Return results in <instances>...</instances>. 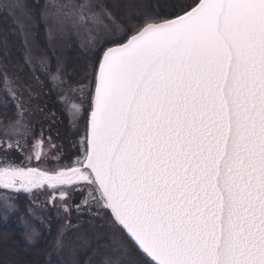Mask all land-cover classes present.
<instances>
[{
	"label": "snow or ice",
	"instance_id": "snow-or-ice-1",
	"mask_svg": "<svg viewBox=\"0 0 264 264\" xmlns=\"http://www.w3.org/2000/svg\"><path fill=\"white\" fill-rule=\"evenodd\" d=\"M165 3L135 20L125 14L115 39H127L90 67L81 154L60 165L57 152V167L42 170L28 166L48 155L41 138L20 163L7 153L24 154L26 139L0 141V190L46 185L55 206L87 188L77 212H107L143 264H264V0ZM88 7L80 5L82 20ZM101 14L116 23L107 9L90 13ZM3 200L6 219L14 205ZM79 239L95 251L103 237Z\"/></svg>",
	"mask_w": 264,
	"mask_h": 264
},
{
	"label": "rangeland",
	"instance_id": "rangeland-1",
	"mask_svg": "<svg viewBox=\"0 0 264 264\" xmlns=\"http://www.w3.org/2000/svg\"><path fill=\"white\" fill-rule=\"evenodd\" d=\"M34 1L39 6L38 16H34L27 9L26 0H0V8L21 32L26 47L25 60L36 72L38 82L41 85L45 82L44 85H46L42 91L36 92L22 80L14 84L8 76H5V90L16 106V115L13 120H0V141L26 139V146L22 149L24 154L16 149L7 153L10 159L20 163L24 161L25 154L32 150L33 142L41 138L44 141L43 148L47 149L48 155L39 163L33 156L28 166L52 170L57 167V161L51 157L57 152L61 153L60 165L70 162L81 154V138L86 134L91 106L94 83L89 85L88 72L82 78L79 77L78 81H72L64 70L70 44L72 48H77L94 61L98 50L103 51L107 48L105 45L127 39V36L123 39H115L122 34L116 27V24H122L116 18V23H113L103 14L100 17L90 15L93 12L102 13V9H107L100 0ZM82 4L89 5L85 9L86 19L84 20L80 17ZM40 24L44 28L47 48L40 45L36 36ZM91 66L89 65L88 68ZM61 97H67L68 102L65 103ZM56 100L59 111L56 113L52 109L53 113L48 116L41 108L42 103L45 101L53 106ZM72 103L80 106L78 114H70L69 108ZM0 104H7L5 97H0ZM17 120L20 121V125H14L13 122ZM15 127H21V130H26L29 135L22 138L15 132ZM49 138L55 148L48 145ZM64 138L71 139L72 144L75 143V148L77 147V153L71 154L69 158L63 147ZM3 155L5 153L0 152V156ZM78 186L84 187L83 183ZM87 193V188H84L83 192L73 191L64 200L57 198L53 206L49 203L52 191L47 189L46 185L44 189H34L31 192H25L22 189L0 190V217L3 218L5 211L3 198L10 197L9 202L14 207L7 213V218L3 219L7 220L13 215H18L17 224L23 228L24 237L26 232L30 233L34 228L37 235L32 240L24 238L30 244L37 243L43 233L50 234L53 224L60 222L61 226L51 238L52 256L63 264H81L87 245L79 238L86 237L88 241H95L97 236L103 237L107 243L102 245L98 253H93L92 258L95 259L91 260V264H104L105 260L109 261V264H143V258L125 232L109 223L110 216L107 212L98 213L95 205L92 206L91 213L86 207H82L81 211L77 212L75 205L80 204ZM61 204L68 205V210L61 207ZM61 227H64L65 233L63 247L57 248L56 240Z\"/></svg>",
	"mask_w": 264,
	"mask_h": 264
},
{
	"label": "trees",
	"instance_id": "trees-1",
	"mask_svg": "<svg viewBox=\"0 0 264 264\" xmlns=\"http://www.w3.org/2000/svg\"><path fill=\"white\" fill-rule=\"evenodd\" d=\"M103 5L112 13V15L127 29L128 25L124 19L127 14L131 19H136L137 12L143 7H161L163 10H168L165 0H100ZM177 0H171V3H176ZM181 3H190L191 0H179ZM27 9L34 15L38 16V5L34 0H26ZM43 25L40 24L36 36L40 45L44 48L46 40L44 36ZM129 34H131L129 32ZM126 40V39H124ZM123 40L117 43H122ZM113 43L111 45H114ZM111 45H105L107 47ZM104 51V50H103ZM98 50L95 55V60L92 61L90 57L83 54L77 48L69 46L66 54L64 70L67 77L72 81H78L87 74L94 62H98L99 57L103 53ZM26 47L19 28L14 24L12 19L0 8V97H5L7 104H0V120H13L16 115V106L6 93L5 90V76L17 84L22 80L25 85L33 89V91H42L45 88L38 82V77L35 71L25 60ZM79 71V72H78ZM41 88V89H40ZM46 95L44 96L45 99ZM47 102L42 103V109L48 116H51L54 111H59L57 100L53 106ZM75 143L72 144L71 139H63V147L67 151L66 156L69 158L71 154L77 153ZM23 206V204H22ZM18 215H13L7 220L0 217V264H63L59 259L52 256L53 246L51 238L57 233L60 222H54L50 234L43 233L37 243L30 244L24 240V230L17 224ZM102 240L97 247L93 244L95 251L87 250L81 260V264L92 263L95 259L93 253H98L102 245L107 242ZM93 255V256H92ZM92 258V259H91Z\"/></svg>",
	"mask_w": 264,
	"mask_h": 264
},
{
	"label": "water",
	"instance_id": "water-1",
	"mask_svg": "<svg viewBox=\"0 0 264 264\" xmlns=\"http://www.w3.org/2000/svg\"><path fill=\"white\" fill-rule=\"evenodd\" d=\"M126 233V231H124ZM127 235V234H126Z\"/></svg>",
	"mask_w": 264,
	"mask_h": 264
},
{
	"label": "flooded vegetation",
	"instance_id": "flooded-vegetation-1",
	"mask_svg": "<svg viewBox=\"0 0 264 264\" xmlns=\"http://www.w3.org/2000/svg\"><path fill=\"white\" fill-rule=\"evenodd\" d=\"M78 156V155H77Z\"/></svg>",
	"mask_w": 264,
	"mask_h": 264
}]
</instances>
